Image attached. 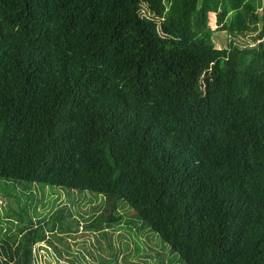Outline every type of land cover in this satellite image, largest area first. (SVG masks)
Instances as JSON below:
<instances>
[{
    "label": "trees",
    "instance_id": "1",
    "mask_svg": "<svg viewBox=\"0 0 264 264\" xmlns=\"http://www.w3.org/2000/svg\"><path fill=\"white\" fill-rule=\"evenodd\" d=\"M0 179L103 196L109 248L123 221L179 264H264L263 0H0ZM31 207L0 264L69 254L71 211Z\"/></svg>",
    "mask_w": 264,
    "mask_h": 264
},
{
    "label": "rangeland",
    "instance_id": "2",
    "mask_svg": "<svg viewBox=\"0 0 264 264\" xmlns=\"http://www.w3.org/2000/svg\"><path fill=\"white\" fill-rule=\"evenodd\" d=\"M209 19V24L214 28L215 16L210 14ZM229 38L225 31L214 32L215 48H224ZM234 40L239 46H248L252 42L251 36H237ZM28 202H32L31 209L36 210L38 217L49 214L59 206H66L80 223L77 232L64 235L69 254L66 255L62 250V257L58 258L50 248L43 246L46 251L39 250V264H179L177 258L161 246L163 244L156 233L141 229L138 224L128 226L122 221L111 230L110 248L107 241L86 231L83 225L105 209L104 197L90 191L0 179V227L10 228L12 224L5 217H13V213H19ZM117 205V212L124 219L126 217L130 220L133 217L138 221L124 202ZM57 248L62 249L58 244Z\"/></svg>",
    "mask_w": 264,
    "mask_h": 264
}]
</instances>
